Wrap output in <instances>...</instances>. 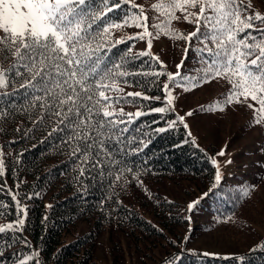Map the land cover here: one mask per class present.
Wrapping results in <instances>:
<instances>
[{
    "label": "trees",
    "instance_id": "trees-1",
    "mask_svg": "<svg viewBox=\"0 0 264 264\" xmlns=\"http://www.w3.org/2000/svg\"><path fill=\"white\" fill-rule=\"evenodd\" d=\"M111 2L91 0L84 25L91 24V28L84 42L91 45L92 59L98 58L100 76L109 77L102 83L115 82L134 89L115 95L110 93L112 88L101 89L112 98L111 104L138 107L144 114L127 115L137 112L133 110L123 115L115 111L116 115L110 118L95 116L94 121H115L105 124L100 130L103 135L90 130V138L85 141L84 129L75 126L74 116L64 119L63 112L55 114L61 108L54 103V94L40 85L33 87L36 81L31 80L23 62L17 63L11 52L0 51V59L6 63L7 82V89L0 92V140L6 148L3 153L0 146V221L3 226L24 220L20 230L0 233V264H101L97 246L103 233H109L110 240L116 242L108 251L112 264H264V249L260 247L264 245V235L246 252L204 255L189 249L187 240L182 242L178 231L190 221L177 208V200L154 198L151 203L148 198L155 193L144 192L147 195L143 197V193L134 190V178L142 176H186L204 183L206 189L198 197L194 214H206L209 222L207 219L190 224L202 230V226L214 229L210 222L239 216L251 187H244L247 182L243 186L235 183L226 174H221V180L216 182V150L198 144L189 125L185 127V121L167 104L163 85L171 73L170 62L164 57L165 63L153 59L157 55L152 48L151 55H142L147 51L144 40H118L109 31L104 32L139 12L129 0H120V8L109 12L106 6ZM255 23L264 27L259 21ZM204 30L202 25L201 31ZM247 31L262 38L254 30ZM244 35L241 33L238 38ZM207 49L218 51L210 39L193 38L188 44L187 59L178 71L181 77L194 80L190 83L176 77L169 82L187 89L189 95L211 83L215 78L204 71L213 58ZM120 72L126 75H118ZM161 72L165 75H156ZM100 76L90 81L93 87ZM48 87L59 92L54 80ZM137 92L142 96L127 95ZM143 96L150 99L144 100ZM67 107L63 106L64 111ZM157 107L168 110L152 111ZM21 208L25 213H21ZM84 221L89 230L74 232V227ZM114 234L127 244L117 242Z\"/></svg>",
    "mask_w": 264,
    "mask_h": 264
},
{
    "label": "snow or ice",
    "instance_id": "snow-or-ice-1",
    "mask_svg": "<svg viewBox=\"0 0 264 264\" xmlns=\"http://www.w3.org/2000/svg\"><path fill=\"white\" fill-rule=\"evenodd\" d=\"M90 5L91 0H0V33H2L0 51L11 52L17 59V63L23 62V67L31 73V80L36 81L33 87L40 85L49 94H54V103H58L61 108V111L55 114L59 116L63 112L64 119L74 116L75 126L84 129L85 141L90 138V130L103 135L100 130L105 127V124L115 123L110 119L94 121L95 116L102 115L104 118H110L116 115L114 110H109L112 107V98L101 89L112 88L122 91L118 89L115 82L110 85L102 83L109 77L100 76L98 58L92 59L91 45L84 42L88 37V29L91 28V24L84 27L86 17L89 16ZM106 7L109 12L114 8L118 9L120 0H112ZM131 7L138 8L139 12L124 20L122 24H113L110 27L120 28L130 24L142 28V33L129 38L144 40L147 36L148 51L141 54L151 55L153 33L148 31V17L144 14L142 5L132 3ZM152 8L165 15L169 25L172 20L179 19L176 16L177 11L184 14L185 21L196 25L195 31L187 35L174 32L170 27L161 28V25H154L164 34L171 35L174 39H183L189 44L193 38L204 41L210 39L216 45L218 51L215 53L212 49H207L209 53H212L213 58L204 71L210 73L213 79L225 78L231 84L225 101L227 104H247L254 111V122L258 125L264 123V27H258L255 23L259 21L261 25H264V13L259 11L248 13V10L252 8L251 0H248L247 4L244 0H166V2L160 0L153 4ZM197 8V12L190 11ZM201 25L204 31H201ZM247 30H254L262 38L257 39ZM108 31V28L104 29L106 34ZM241 33L245 35L238 38ZM156 35L158 36L159 32ZM85 49L88 51L85 52ZM184 51V58L180 64H177V69L183 67L184 60L187 59L188 48ZM197 51L204 50L197 49ZM153 59L159 58L153 57ZM118 75L126 74L120 72ZM156 75H165V73H156ZM97 76H100V80L95 81V87H93L90 81L95 80ZM176 77H180L181 81L189 80L190 83L194 80V78L181 77L179 71L175 74H167L168 81H175ZM53 80L59 92L54 93V90L48 87ZM6 86L5 72L0 70V87ZM192 86L195 84L193 83ZM163 89L167 96V104L170 106L173 103V96L169 90V84L165 83ZM127 95L142 96L139 92ZM142 98L150 99L147 96ZM249 99L258 107L248 103ZM64 105H68L66 111H64ZM215 108L223 110L219 104L210 106L209 110ZM167 110L165 107L152 109L157 113H164ZM120 114H124L123 109L120 110ZM143 114L137 111L135 114L127 115L138 117ZM192 114V112L187 113L189 116ZM179 119L183 121L184 118L181 116ZM224 154L223 150L218 153L220 156ZM213 163L215 164L216 161L213 160ZM0 175H3L2 160H0ZM215 180L217 183L221 180L218 165ZM188 207L191 210L195 207V203ZM20 211L25 213L23 208ZM23 223L24 220L19 219L15 224L8 223L0 226V233L7 230H20ZM260 247L264 249V245Z\"/></svg>",
    "mask_w": 264,
    "mask_h": 264
},
{
    "label": "rangeland",
    "instance_id": "rangeland-1",
    "mask_svg": "<svg viewBox=\"0 0 264 264\" xmlns=\"http://www.w3.org/2000/svg\"><path fill=\"white\" fill-rule=\"evenodd\" d=\"M129 1L143 6L144 14L148 17V31L153 33L151 48L162 62H164L163 57L166 62L167 60L170 62L172 74L177 73L180 68L177 69L176 66L184 58V50L188 48L189 42L183 39H174L171 35L164 34L161 29L154 27V25H161V28L170 27L174 32L183 35L193 32L196 25L185 21L184 14L180 11L176 12L179 19L172 20L169 25L168 18L152 8V5L160 2V0ZM244 2L248 3V0H244ZM251 4L252 12L264 13V0H251ZM190 11L197 12L198 8L190 9ZM142 32V28L130 24L120 28H109V34L118 40L137 36ZM158 32L159 35L157 36L156 33ZM148 39L147 36L144 39V48L147 51ZM193 43L197 42L193 41ZM5 68L6 63L0 59V70L5 72ZM166 83L169 84V90L173 96L172 107L184 118L183 120L187 126L189 125L188 127L191 128L194 134V139L197 140L198 144L208 145L216 150L214 158L219 166L220 173L228 175L232 181L239 182L242 186L247 182L244 187L249 186L251 190L242 201L239 216L235 214L225 221L210 222L215 227L214 229H205L201 225L202 230L194 229L190 224L193 221L198 224L204 223L207 219L209 222V217L206 214H194L196 207L190 210L188 206L193 203L196 206L198 197L204 193L203 189H206L204 183L186 176H142L134 178V186L136 187L134 190L143 193V197L155 193L154 197L148 198L151 203L154 198L177 200V208L184 211L190 221L189 226H182L178 231L182 237V242L187 240L189 249L199 250L214 256L246 252L264 235V123L258 125L254 122V111L247 104H227L225 102L230 91L229 82L225 78H215L211 80V83L205 84L202 89L194 91L190 95L179 84L170 83L169 81ZM6 89L7 86L0 87V92ZM118 89H122V91L113 89L110 93L115 95L134 91L133 88L123 86H118ZM248 103L255 105V102L250 99ZM216 104L221 105L223 110H220V108L209 110L210 106ZM203 105L205 106L203 107ZM200 106L201 108H198ZM255 106L258 107V105ZM121 109H123V113L132 112L133 110L140 111L138 107L134 108L130 105L120 104L112 105L109 110L120 112ZM194 109H196L195 112ZM189 112L193 114L191 116L187 115ZM0 146L2 152L5 153L6 148L1 140ZM221 150L225 153L223 156L218 155ZM228 161H231V163H228ZM145 187L148 190H144ZM246 220L250 222H246ZM89 228V224L84 221L76 225L73 231L84 233ZM114 238L117 242L127 244L122 241L119 234H114ZM115 243V241L110 240L109 233L100 235L97 254L101 264H112L111 255L108 251ZM117 247L118 245H116Z\"/></svg>",
    "mask_w": 264,
    "mask_h": 264
}]
</instances>
